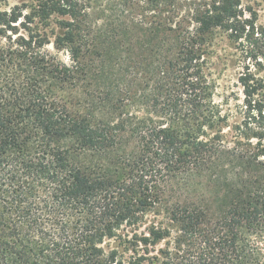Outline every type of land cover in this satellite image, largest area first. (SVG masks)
<instances>
[{
    "label": "trees",
    "instance_id": "1",
    "mask_svg": "<svg viewBox=\"0 0 264 264\" xmlns=\"http://www.w3.org/2000/svg\"><path fill=\"white\" fill-rule=\"evenodd\" d=\"M263 72L243 0H0V264H264Z\"/></svg>",
    "mask_w": 264,
    "mask_h": 264
},
{
    "label": "rangeland",
    "instance_id": "2",
    "mask_svg": "<svg viewBox=\"0 0 264 264\" xmlns=\"http://www.w3.org/2000/svg\"><path fill=\"white\" fill-rule=\"evenodd\" d=\"M243 2L245 4L256 6V8H258L260 12V15L264 17V0H243ZM47 48L54 54H58L59 57L63 60L68 61L69 58L66 52L62 51L57 53L53 44L48 45ZM233 53L234 50L232 49L231 44L228 42V40L220 38L218 41L217 53L214 54L215 56L213 60L215 62V76L219 83L216 100L218 102H221L224 99V95L229 96L231 98V108L233 109V112H235V110L237 109L235 103L238 100L235 99V96H233L232 92H238L240 94V97H242V89L238 83V77L241 72V68L235 62V58L232 57ZM261 75L264 76V72ZM240 118V114L236 113L231 117L230 125L239 122ZM225 132H231V128H225Z\"/></svg>",
    "mask_w": 264,
    "mask_h": 264
}]
</instances>
